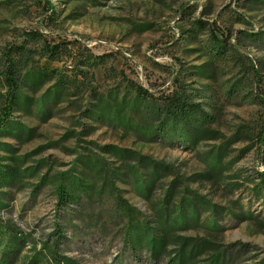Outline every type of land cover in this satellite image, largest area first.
<instances>
[{"label": "rangeland", "instance_id": "374dc122", "mask_svg": "<svg viewBox=\"0 0 264 264\" xmlns=\"http://www.w3.org/2000/svg\"><path fill=\"white\" fill-rule=\"evenodd\" d=\"M10 47L27 106L0 134V218L22 262L57 220L81 264H152L130 208L167 240L155 264L183 243L264 264V0H0V111ZM168 108L187 113L167 128Z\"/></svg>", "mask_w": 264, "mask_h": 264}, {"label": "trees", "instance_id": "16d2710c", "mask_svg": "<svg viewBox=\"0 0 264 264\" xmlns=\"http://www.w3.org/2000/svg\"><path fill=\"white\" fill-rule=\"evenodd\" d=\"M17 53L16 48L10 47L4 51L5 57V68H4V87L6 90L5 100L3 108L0 111V134L2 129H5L7 124H9L10 119L12 118L15 111L19 108H23L25 101L22 98V89L20 85V80L16 73V60L14 55ZM58 93H53L50 98L55 99L58 97ZM144 98L143 96H137V102L141 101ZM171 100H174L171 98ZM27 106V105H26ZM106 106V105H105ZM104 106V107H105ZM187 112L185 110L181 114L171 113L168 108L165 112L166 122L165 124L168 128L169 121H179L180 118H184ZM1 146V144H0ZM119 151V150H118ZM121 151V150H120ZM119 151V152H120ZM116 153L119 154L120 153ZM0 158V181L3 174L6 172L2 170V162ZM5 176V175H4ZM3 181L0 183L2 184ZM57 201H56V213H61L67 210L70 207V204L73 203L75 197L73 190H70L66 187L65 179L60 182L57 186ZM3 209V208H1ZM127 212L128 219L130 220L128 224V231L126 234L127 242L132 247L133 251L136 253L138 250H142L144 247H147V251L151 256L152 264H155L164 253L167 247V240H158V237L155 235V229L150 225L146 226L145 229L136 227L134 228L133 218L131 216L132 209H125ZM161 217V216H160ZM161 219V218H159ZM190 221V220H187ZM189 222H186V224ZM161 225L164 227L165 232L168 230V223L166 220L161 222ZM146 228L148 231H146ZM132 229H137L141 232H132ZM136 233V234H135ZM145 234H149V237L146 238ZM166 237H168L165 234ZM49 240L42 244L41 249L38 252H34L31 258L27 262H22L23 252L28 246L27 240L19 232L17 226L12 224L9 220H4L0 218V264H81L72 257L66 255L62 250L61 245L67 240L63 231V226L60 222L55 220V227L52 234L48 237ZM186 244H182L181 249L177 251L170 262L172 264H189L194 259H196L197 254L201 253V250H189V253L186 252ZM225 256L216 255L212 257L211 261L208 264H224Z\"/></svg>", "mask_w": 264, "mask_h": 264}]
</instances>
